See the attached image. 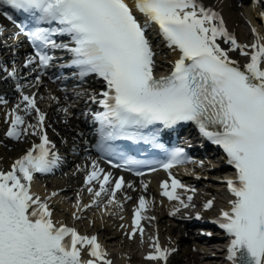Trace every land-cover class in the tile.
<instances>
[{"label":"snow or ice","instance_id":"snow-or-ice-1","mask_svg":"<svg viewBox=\"0 0 264 264\" xmlns=\"http://www.w3.org/2000/svg\"><path fill=\"white\" fill-rule=\"evenodd\" d=\"M135 7L158 24L169 46L180 52L168 76L153 75L155 53L145 35L147 22L142 25L137 20L126 0H0L4 9L0 14L9 21L14 20L11 10H15L36 22L26 33L36 49L28 65L35 62L46 69L54 57L45 47L67 49L73 54L69 66L78 68L80 77L96 74L106 82L99 101L104 111L94 114L102 151L111 150L109 141L146 139L140 130L150 125L171 128L181 122H194L202 135L221 146L236 169L235 180L226 181L234 196L231 208L214 221L231 237L227 259L231 264H264V37L257 33L251 45L238 43L220 14L201 0H136ZM41 22L57 26L40 27ZM56 34L69 35L74 46L58 44L52 38ZM218 38L231 47L222 48ZM237 49L250 58L243 67L229 57V51ZM9 75L15 76V69ZM21 103L26 113L37 114L35 125L20 114ZM21 103L12 111L7 135L20 139L31 132L41 142L17 159L10 171L0 170V264H112L96 236L58 226L47 200L31 193L34 174L51 172L59 156L52 152L55 145L43 130L45 114L35 94L23 95ZM183 154V149H175L162 166L172 168L183 161ZM136 163L128 159L116 166ZM110 177L92 161L86 183L93 204L102 195L110 197L108 204L119 203L115 197L123 178L113 185ZM182 187L175 178L171 185L164 181L162 195L187 208L189 204L176 191ZM150 203L139 198L130 236L137 231L143 235L141 221L154 219L143 215ZM212 206V201L205 204V208ZM153 246L155 252L147 258L166 262L173 250L162 248L158 238ZM85 247L91 259L82 258Z\"/></svg>","mask_w":264,"mask_h":264},{"label":"bare ground","instance_id":"bare-ground-1","mask_svg":"<svg viewBox=\"0 0 264 264\" xmlns=\"http://www.w3.org/2000/svg\"><path fill=\"white\" fill-rule=\"evenodd\" d=\"M207 4H212L219 13L223 15L229 28L239 35L241 43L251 44L259 36L264 37V16L261 13V7L259 2L253 0H203ZM256 29V32H253ZM12 39L6 35H0V46L2 47L1 53L4 59H15L16 63L18 60V53H14V46L9 44ZM244 58V56H241ZM95 82L89 84H83L80 88H74L64 92L61 90H54L51 86L50 91H44V88H40V99L45 109L49 111V121L55 138L59 141V144L71 153L75 157L72 158L70 164L64 168L62 172L56 176H52L46 179L48 187L40 192V198H47L51 205L56 209L62 210V212L54 213L55 217L59 221L69 219L80 225L83 231L93 232L100 231L108 238L106 239L107 244L113 246L110 249L111 256L116 262L124 264L127 261L134 262V264H146L152 262L144 254H140L134 248L139 246L140 248L145 247L149 241L148 234L153 233L154 230L159 231L162 234L165 243L171 248L173 258L176 259L175 264H204L205 262H213L220 257V253L215 252L217 257L211 256L214 249H196L193 250V245L188 239V234H185V228L182 225V219L180 216L185 213L180 209L179 202L167 201L156 197L155 187V176H161V172H157L151 175L148 179L149 185L147 193L155 196V201L151 202L149 207L151 209L149 218L144 219L142 225L145 223L146 229L143 235L137 231L133 238H129V234L132 231L134 225L130 223L128 214L130 208H133L136 199L139 195H144L145 192L140 191L139 184L136 190L126 184L125 191L128 192V198H122V202L126 200L124 205L108 204V196L102 197L98 208L85 209L83 206H77V201L81 198L86 199L88 202L91 193H88L89 185L86 183V167L85 165L92 162V158L76 155L73 153L78 150L80 153L86 151L85 147L88 146V140L90 138V132L92 129L84 124L85 109L89 104L87 102L88 95L93 92ZM13 96V95H12ZM11 96V97H12ZM45 97V98H44ZM14 103H0V141L3 142V146L0 148V170L6 171L11 167L13 158L22 153L26 146L23 141H19L13 137L6 136L4 134L5 124H9L10 116L12 114ZM65 107L67 111H63ZM14 118V116H11ZM27 123L35 125L33 115L27 116ZM29 132L27 137L34 136ZM24 145V146H23ZM211 167V168H209ZM219 168L206 164L202 166H195L193 172L187 177V181L191 186L199 185L200 182L206 185L205 190L201 193L195 192V198L213 196L218 193L217 189L209 186V181L198 180L197 175H208V178L213 183L221 184L219 181L218 170ZM200 187V185H199ZM61 188H65L61 190ZM188 192H191L190 190ZM55 193V195H52ZM79 193V196H78ZM217 203L218 200L216 201ZM179 208V212L173 215V211ZM77 209V210H76ZM212 208L210 211H213ZM79 216V218H76ZM126 229V230H125ZM125 230V231H124ZM174 235L176 239H168L166 235ZM145 238L147 243L141 241ZM178 238V239H177ZM178 240V241H177ZM181 247L176 250L177 246ZM145 251V250H144ZM175 255V256H174ZM210 264V263H209Z\"/></svg>","mask_w":264,"mask_h":264},{"label":"rangeland","instance_id":"rangeland-1","mask_svg":"<svg viewBox=\"0 0 264 264\" xmlns=\"http://www.w3.org/2000/svg\"><path fill=\"white\" fill-rule=\"evenodd\" d=\"M209 263V262H208ZM204 264H207V262H205Z\"/></svg>","mask_w":264,"mask_h":264}]
</instances>
